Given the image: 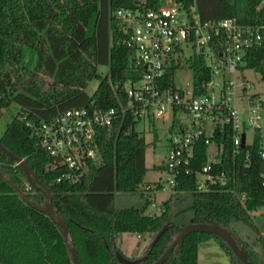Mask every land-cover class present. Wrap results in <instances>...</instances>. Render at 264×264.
I'll return each mask as SVG.
<instances>
[{
  "label": "trees",
  "instance_id": "obj_1",
  "mask_svg": "<svg viewBox=\"0 0 264 264\" xmlns=\"http://www.w3.org/2000/svg\"><path fill=\"white\" fill-rule=\"evenodd\" d=\"M195 3L201 20L233 16L239 23L259 26L261 40L246 49L242 68L255 70L264 82V0ZM156 4L157 0H0V115L11 102L19 105L0 142L22 157L50 190L53 207L64 219L82 264H124L114 254L120 250L116 240L121 233L153 239L168 224L146 258L134 263L152 264L178 226L209 220L232 231L252 264H264V222L256 220L260 215L256 211L264 207V156L258 133L253 144L239 145L236 150L230 124L217 122L210 135L216 147L221 146L208 171L215 177L213 181H208L205 189L197 188V172L207 163L209 149L201 137L194 145L189 171L180 170L172 192L176 200H185L187 207L180 208L167 199L154 214L145 212L146 205L153 202V193L144 194L140 206L119 208L114 204L116 192L138 190L146 170L145 138L136 130L140 119L132 112L123 113L108 127L97 128L99 160L87 159L76 181H56L66 167L51 164V156L33 135L36 126L67 108L92 105L118 109L128 101L125 84L139 80L143 69L130 61V49L120 41L113 11ZM92 16L93 31L87 34ZM24 45L37 52L33 68L20 63ZM183 65L191 69L196 83L210 74L200 53ZM100 66L107 67L105 74L99 71ZM177 66L173 63L167 68L164 85L174 84ZM92 78L99 82L89 94L86 86ZM181 118L182 109L174 107L169 131L178 130ZM43 201V194L28 184L21 168L0 149V264H73L62 233L40 209ZM185 209L190 210L188 219ZM238 224L249 228L256 238L242 237ZM209 238L216 239L231 264H243L219 236L198 231L188 233L178 252H172L162 264H197L198 248ZM147 250L148 245L141 255Z\"/></svg>",
  "mask_w": 264,
  "mask_h": 264
},
{
  "label": "built area",
  "instance_id": "obj_2",
  "mask_svg": "<svg viewBox=\"0 0 264 264\" xmlns=\"http://www.w3.org/2000/svg\"><path fill=\"white\" fill-rule=\"evenodd\" d=\"M113 17L120 41L130 49V61L142 67V75L125 84L128 101L118 109L71 107L34 128L33 135L51 156V164L66 167L65 174L56 181H76L87 159L98 161L97 128L112 125L127 111L139 119L168 120L174 107L182 109L181 126L169 131L163 164L169 172L166 181L172 191L180 170L189 171L194 145L201 137L209 149L207 163L197 172V188L205 189L207 182L215 178L208 171L221 150L210 138L217 122L230 124L236 150L239 145L253 144L258 133L260 154L264 156V100L258 93L248 91L253 83L241 75L246 49L261 40L259 26L239 23L233 16L201 20L195 0H157L154 7H119ZM194 53L202 55L210 74L199 83L192 78L183 88L175 82L176 71ZM173 63L179 64L174 84L164 85L166 70ZM248 129L252 130L249 139ZM162 186L158 180L146 183L143 189L154 194ZM244 199L242 194L241 201Z\"/></svg>",
  "mask_w": 264,
  "mask_h": 264
},
{
  "label": "rangeland",
  "instance_id": "obj_3",
  "mask_svg": "<svg viewBox=\"0 0 264 264\" xmlns=\"http://www.w3.org/2000/svg\"><path fill=\"white\" fill-rule=\"evenodd\" d=\"M161 2L163 0H160ZM94 16L88 22L87 34L93 31ZM37 52L33 47L24 45L21 51L20 63L28 68H33L37 64ZM99 71L103 74L106 73L107 67L100 66ZM242 76L249 82L253 83L252 87L248 88L249 92L258 93L264 100V82L261 80L260 75L253 69L246 68L243 70ZM192 80V71L187 65H182L176 71L175 82L181 87H186V82ZM99 82L98 78H92L87 86L86 91L91 94L95 90ZM188 86V85H187ZM19 105L16 102H11L10 105L5 108L0 115V136L5 131L9 122L18 113ZM264 117V110L261 111ZM171 119L163 120L162 118L151 119L141 118L137 125L136 130L140 131L145 138V174L143 182L139 186L138 190L130 192H116L114 204L116 207H130L140 206L144 204V197L146 194L143 189L147 182H157L160 180L163 186L158 188L155 192V196L152 203L146 205L145 212L149 214L159 213L163 201L169 199L171 202L174 201V205H178L180 208L187 207L185 200H176V193H172L168 182L166 181L169 176V172L162 167L165 163L166 152H167V138L169 134V126ZM251 129L247 131V138L251 136ZM212 149V147H210ZM160 166V167H159ZM143 192V195H142ZM186 219L189 217V209H185ZM263 213V214H262ZM256 214H260L257 217V221L264 222V207L256 211ZM260 224V222H257ZM240 234L245 239L253 240L256 238V234L249 228L244 227L242 224H238ZM261 225V224H260ZM263 225V224H262ZM264 231V227L262 226ZM264 233V232H263ZM150 236L140 235L134 232H123L119 235L116 240V246L119 247L120 251L129 258H136L141 255L146 249L147 245L151 241ZM258 248V247H256ZM229 256L219 246L215 238H209L202 242L198 248V259L197 264H231Z\"/></svg>",
  "mask_w": 264,
  "mask_h": 264
},
{
  "label": "water",
  "instance_id": "obj_4",
  "mask_svg": "<svg viewBox=\"0 0 264 264\" xmlns=\"http://www.w3.org/2000/svg\"><path fill=\"white\" fill-rule=\"evenodd\" d=\"M242 142L244 140V135L241 136ZM0 149L6 153L10 158H12L15 163L21 168L23 171L28 184L33 187L34 189L39 190L44 197L43 204L40 206V209L45 212L57 225L58 229L62 233L67 247L70 252L71 260L73 264H82L77 256L76 248L73 242V239L70 235V232L67 228V225L64 221V219L56 213L53 204H52V193L50 190L43 186L38 179L36 178L35 174L27 164V162L20 156L13 153L11 150L7 149L1 142H0ZM168 227V224H164L159 231L155 234L153 239L148 244V250L147 253L144 255H141L136 258H129L123 255V253L120 250H115L114 254L118 261L124 263V264H134L139 261H142L146 258L147 254L149 253L152 246L157 241L158 237L165 231V229ZM210 232L213 234H216L221 239H223L226 243L229 244L231 250L234 252V254L238 257V259L243 264H252L250 261L248 255L246 254L243 246L238 243V238H236L232 231L230 229H227L226 227H223L219 225L217 222L213 220H209L207 222H193L189 221L181 226H178L176 228V232L172 236L171 242L168 244V246L163 250V252L160 254V256L152 263V264H162L169 255L174 252H178L184 237L190 233V232Z\"/></svg>",
  "mask_w": 264,
  "mask_h": 264
},
{
  "label": "crops",
  "instance_id": "obj_5",
  "mask_svg": "<svg viewBox=\"0 0 264 264\" xmlns=\"http://www.w3.org/2000/svg\"><path fill=\"white\" fill-rule=\"evenodd\" d=\"M147 183H151V182H147ZM154 196H155V193H154ZM154 196H153V198H154ZM155 199V198H154Z\"/></svg>",
  "mask_w": 264,
  "mask_h": 264
}]
</instances>
